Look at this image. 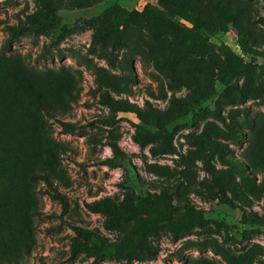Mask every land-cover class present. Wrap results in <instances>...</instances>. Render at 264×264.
Segmentation results:
<instances>
[{
    "label": "rangeland",
    "instance_id": "rangeland-1",
    "mask_svg": "<svg viewBox=\"0 0 264 264\" xmlns=\"http://www.w3.org/2000/svg\"><path fill=\"white\" fill-rule=\"evenodd\" d=\"M179 1L0 0V264H264V60L245 50L264 49L263 0H187L213 46L177 59L175 33L119 17L146 4L172 12ZM29 16L41 28L12 38L6 27ZM119 19L116 39L104 35ZM221 45L244 61L228 82ZM105 93L135 112L104 123L114 114ZM155 132L168 134L174 154L149 153L163 144ZM106 157L117 166L100 164ZM46 173L61 199L47 193ZM126 192L169 194L167 216L188 209L201 219L175 237L160 230L153 259L71 256L72 224L105 242L132 232L134 219L108 230L85 206Z\"/></svg>",
    "mask_w": 264,
    "mask_h": 264
},
{
    "label": "trees",
    "instance_id": "trees-1",
    "mask_svg": "<svg viewBox=\"0 0 264 264\" xmlns=\"http://www.w3.org/2000/svg\"><path fill=\"white\" fill-rule=\"evenodd\" d=\"M187 0H180L176 9L172 12L161 10L153 5L146 4L140 10L127 11L122 10L119 17L129 14L141 15L145 18L152 20L155 28L158 31L164 29L170 30L175 33L178 38V43L175 49V58H180L184 53L193 50H202L213 46V43L203 34V25L197 17L189 13L186 9ZM264 6V0H263ZM223 16L229 20V16L222 12ZM51 17L47 18L50 19ZM258 21L264 25V16L260 17ZM120 19L113 26L108 27L106 33H111L113 39H116L119 29ZM7 30L10 32L12 38L24 34L27 31H38L41 28L40 22L37 19L28 17L27 23L13 28L8 25ZM103 34L98 37L101 39ZM220 49L226 54V67L222 72V81L228 82L235 78L240 70L244 67V61L240 56L231 51L226 45H221ZM259 56L264 60V49H245ZM264 69V66L261 67ZM100 102L108 106L114 114L103 118L104 123L111 124L116 120V113L118 112H135L136 107L128 101H117L110 97L107 93L100 95ZM45 114L52 116V113L42 108ZM152 118L154 114L151 113ZM63 129H68L67 124L60 121ZM155 134L160 135L163 139V144L159 146H150L149 153L152 156L160 154H174L176 149L171 143L168 134ZM132 139L139 146L145 145V136L134 134ZM110 149L113 154L119 158H123L125 153L116 142H111ZM100 164L113 168L117 166V162L112 157H106L99 161ZM42 175V174H39ZM43 179L48 187L47 193L55 198L61 199L57 192L56 187L53 185L52 180L46 173ZM162 199L159 201L157 197H144L135 198L127 192L124 193L122 200L114 201L110 196H103L96 198L91 202L85 204L86 208L94 213L104 215L102 223L105 229H112L122 221L134 219V226L132 232L123 240L118 242H105L91 230L82 228L76 224L71 227L76 235L71 242V256L77 253H82L85 257H91L93 261L102 259H130L137 253L143 254L147 259H153L160 251V245L152 244L151 239L158 236L160 230L167 227L173 237H175L182 227L186 225L191 219L200 220L199 214H194L188 209H185L180 216H167L169 208V194L162 193ZM223 198L227 200L225 194L222 192ZM152 201H155L154 204Z\"/></svg>",
    "mask_w": 264,
    "mask_h": 264
}]
</instances>
